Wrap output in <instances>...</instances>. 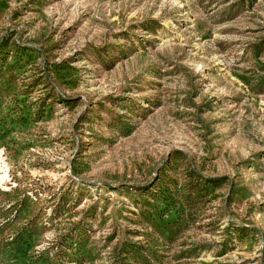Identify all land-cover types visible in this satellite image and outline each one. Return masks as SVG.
<instances>
[{"label":"rangeland","instance_id":"1","mask_svg":"<svg viewBox=\"0 0 264 264\" xmlns=\"http://www.w3.org/2000/svg\"><path fill=\"white\" fill-rule=\"evenodd\" d=\"M0 264H264V0H0Z\"/></svg>","mask_w":264,"mask_h":264}]
</instances>
